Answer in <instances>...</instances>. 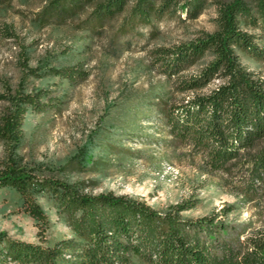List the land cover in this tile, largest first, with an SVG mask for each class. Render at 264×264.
Returning <instances> with one entry per match:
<instances>
[{
    "label": "trees",
    "instance_id": "trees-1",
    "mask_svg": "<svg viewBox=\"0 0 264 264\" xmlns=\"http://www.w3.org/2000/svg\"><path fill=\"white\" fill-rule=\"evenodd\" d=\"M42 2L37 30L53 28L66 42L34 64V43L23 46L18 81L3 85L0 201L30 216L40 234L51 214L67 232L31 243L0 231V264H264V228L237 216L264 193V0ZM210 7L212 31L156 42L162 22L196 19ZM140 42V71L157 74V82L142 92L125 85L64 158L25 162L30 116L62 113L69 92L90 76L94 47L106 63ZM155 119L158 138L143 132ZM131 141L163 145L169 152L159 168L169 155L199 158L201 175L237 180L231 188L238 199L190 217L184 212L200 203L194 196L156 209L136 196L94 193L111 170L147 156Z\"/></svg>",
    "mask_w": 264,
    "mask_h": 264
},
{
    "label": "rangeland",
    "instance_id": "rangeland-1",
    "mask_svg": "<svg viewBox=\"0 0 264 264\" xmlns=\"http://www.w3.org/2000/svg\"><path fill=\"white\" fill-rule=\"evenodd\" d=\"M42 3V0H0V93L3 85L14 86L19 79V58L23 46L34 43V60L31 61L34 64L45 52L66 42L53 28L37 30L33 18ZM214 15V8L210 7L196 19L162 22L159 27L161 36L156 42L170 45L192 38L197 30L212 31ZM140 44L106 63L102 61L103 53L99 45L94 47L91 60L85 66L90 70V76L69 92V100L62 113L30 116L27 134L31 139L22 150L25 162L64 158L83 141L85 134L95 126L103 113L106 103L116 98L125 85L133 91L142 92L157 82V74L140 71L146 64L145 52L140 50ZM3 108L0 100V112ZM143 126L145 134H154L157 138L163 135L157 119ZM128 146L145 150L147 156L126 164L122 170H111L92 189L94 193L113 191L136 196L156 209L194 196L200 199V203L184 212L190 217L206 215L238 199L231 188L237 180L229 184L225 183L229 179L225 174L201 175L198 169L200 159L197 157L192 160L169 155L170 160L162 161L159 168L161 156L169 152L163 145L145 147L139 141H131ZM184 152V149H178L174 153L182 156ZM2 156L0 144V160ZM237 216L238 222L250 221L255 229H263L264 193L245 203ZM51 221L52 225L44 234H40L30 216L20 211L5 210L4 202L0 201V231L12 238L40 243L43 236L48 238L67 232L54 214H51Z\"/></svg>",
    "mask_w": 264,
    "mask_h": 264
}]
</instances>
